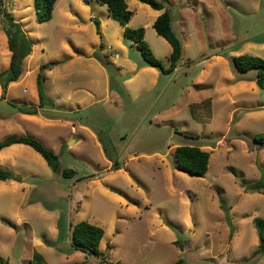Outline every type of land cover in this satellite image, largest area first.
<instances>
[{
  "label": "rangeland",
  "instance_id": "1",
  "mask_svg": "<svg viewBox=\"0 0 264 264\" xmlns=\"http://www.w3.org/2000/svg\"><path fill=\"white\" fill-rule=\"evenodd\" d=\"M136 1L127 2L134 13L127 26L145 29L167 68L166 42ZM88 2L58 0L52 19L40 23L35 0H0V73L12 56L8 13L33 46L23 65L29 74L0 94V144L35 138L59 156L60 168L54 172L40 154L14 152L8 170L25 185L0 186V264H242L259 245L254 219L264 220V193L243 187L264 177V145L254 141L264 134V90L257 71L238 72L232 58L264 59V0H163L183 56L163 76L160 98L143 87L125 90L127 72L143 57L107 7ZM43 65L55 105L44 112L54 123L28 134L21 127L20 135L7 124L38 91ZM174 146L210 152L207 174L178 168ZM65 169L76 175L64 178ZM82 221L105 230L103 256L73 249L72 227ZM247 264H264V256Z\"/></svg>",
  "mask_w": 264,
  "mask_h": 264
},
{
  "label": "trees",
  "instance_id": "2",
  "mask_svg": "<svg viewBox=\"0 0 264 264\" xmlns=\"http://www.w3.org/2000/svg\"><path fill=\"white\" fill-rule=\"evenodd\" d=\"M58 0H35L36 18L38 22L43 23L52 19L53 11ZM101 5L107 7L110 16L125 27V36L136 45V48L141 53L144 63L158 69L164 74H172L178 67L183 56V45L173 29L172 18L169 12H164L155 21L153 27L157 34L163 37L172 47V53L169 57V67L166 68L163 63L155 56L152 49L145 40V29H131L127 25L133 17V12L129 9L126 0H97ZM149 5L155 10H164L163 0H138ZM10 29L7 33L8 44L11 51V61L9 68L0 73V85L3 90V96L7 93V89L11 83L17 82L23 74V65L27 57L32 54V44L28 40L21 24L17 23L14 16L7 14ZM98 33L100 32V24H97ZM13 29V30H12ZM11 30V31H10ZM101 60V59H100ZM101 62L106 65L104 61ZM232 64L238 72L248 73L252 70L257 71L255 82L257 86L264 90V59L259 57L241 55L232 58ZM50 69L48 65L40 67V73L37 76V86L39 94V108H54L46 95L44 89L45 75L44 72ZM20 112L34 115L38 113L35 107H19ZM254 141L264 145V134H259L254 137ZM14 144H24L32 147L39 153L54 172H60L59 156L39 140L31 137H9L0 144V151L3 148ZM175 158L178 168L197 177H204L209 170L210 152L196 146H178L175 149ZM115 170L121 169L118 163L114 164ZM64 178H72L76 172L71 169L62 171ZM93 177V176H92ZM20 177L16 176L9 170L0 167V181H20ZM247 191L264 193V177L254 183L245 184L243 186ZM254 225L257 230L259 245L257 250L250 258L242 261V264H247L256 260L259 256H264V220L255 218ZM105 236V230L102 227L96 226L86 221L79 222L72 227L71 243L76 251H80L86 255L101 257L103 253L100 251V244ZM178 244V241L176 242ZM183 260H179L176 264H181ZM5 264V263H1Z\"/></svg>",
  "mask_w": 264,
  "mask_h": 264
},
{
  "label": "crops",
  "instance_id": "3",
  "mask_svg": "<svg viewBox=\"0 0 264 264\" xmlns=\"http://www.w3.org/2000/svg\"><path fill=\"white\" fill-rule=\"evenodd\" d=\"M83 1H84V4L82 6L85 7V8H89L90 2H88V1H90V0H83ZM126 2H128V0H126ZM134 4L135 5L138 4L136 0H135ZM67 7L68 6L66 5V8ZM128 7H129L130 10H132L130 8V6H128ZM146 8H147V10H149V12H151L153 14L152 24L154 25L155 21L157 20V18L160 15L163 14L164 10H160V11L159 10H155V9L151 8L147 4H146ZM133 17H134V15H133ZM94 19L98 20V18H96V17ZM130 22H129L128 25H130ZM100 28L102 29V32L104 33V29H103L102 23L100 24ZM122 30L125 32V27H122ZM145 35H146V32H145ZM161 38L164 40V42H166L168 51L170 53H172V47L170 46V44L163 37H161ZM145 39H146V37H145ZM153 53H155V51ZM33 55H34V52H33ZM31 58H32V54L29 56V59H31ZM93 58H94V55H92L91 53L87 54V59L88 60H93ZM209 59L210 58H207L205 61H207ZM169 65H170V63H169ZM53 67H54V65H53ZM178 68L179 67H177V69L174 72H176L178 70ZM25 71L26 70H25V66H24L23 74H22L23 77H22L21 81L24 80L25 77L29 74L28 72H25ZM48 71H50V70H47L46 72H48ZM127 73H130V76L125 82V85H126L125 86V90L131 95H132V93H137L138 87H143V92L142 93H145V94H152L153 93L151 95V96H153V98H154V96H157V98H160L163 95V93L165 92V89L167 88L166 84L165 85L162 84V82L164 81V79H162V78H164L163 76H168L169 74H164L161 71L157 70L156 68L149 67L144 62L135 63L134 65H131V69ZM15 83L16 82L11 83L10 86L14 85ZM8 90H9V88H8ZM2 93H3V91H2V89L0 87V94H2ZM38 99H39L38 91H36V89H34L33 92H31V97L24 102L26 107H35V108H37L38 109V113L37 114L30 115V114H25L23 112L18 111L17 112V117L15 118V120L13 121V119H12L13 117H12V118H10L12 120L8 122L9 124H7V123H5V124L13 126L14 130H18V132L20 131V128L23 127V128H25L26 134L33 133V131L36 130L37 127L40 126V125H42V126L53 125V123H54L53 122V118H55V117H52V116L48 115L47 112H44V111H47V110L39 108L40 101L38 103ZM1 120L2 121H7L9 119H5V116H3V118ZM72 125L75 126V124H72ZM157 127L161 128L160 126H157ZM19 133H20V135H23V134H21L23 132H19ZM29 135H31V134H29ZM17 137L20 138V137H24V136H17ZM175 148L176 147L174 146V149ZM17 151H27V152H30L31 155H34V156H37L36 154H39L32 147H30L28 145L14 144V145H11L9 147L3 148L0 151V166L7 168V170L8 169H12V168H9V167H14L15 166L14 163L12 162L13 161L12 157H14V154H15L14 152H17ZM16 168H22V167L17 166ZM28 168H30V167H25L24 170H27ZM30 170H31V168H30ZM30 170L28 172V175H32V177H35L36 174L34 172L31 173ZM12 171H14V169H12ZM18 177H20V176H18ZM25 178L28 179V178H30V176H26ZM20 179L21 180L19 182H17V181H0V186H4L6 184H10V185L21 184L22 186L25 185L24 184V181H25L24 178L20 177ZM36 182H35V184H38V182L37 183ZM23 189L25 190V188H23ZM28 205H34V204H28Z\"/></svg>",
  "mask_w": 264,
  "mask_h": 264
}]
</instances>
